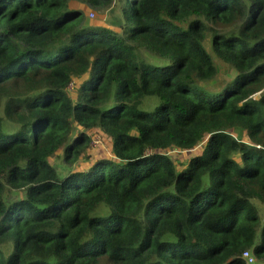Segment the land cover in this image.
I'll use <instances>...</instances> for the list:
<instances>
[{"label":"trees","instance_id":"trees-1","mask_svg":"<svg viewBox=\"0 0 264 264\" xmlns=\"http://www.w3.org/2000/svg\"><path fill=\"white\" fill-rule=\"evenodd\" d=\"M114 2L120 31L88 22ZM95 134L111 154L59 173ZM246 250L264 264V0H0V264Z\"/></svg>","mask_w":264,"mask_h":264},{"label":"rangeland","instance_id":"rangeland-1","mask_svg":"<svg viewBox=\"0 0 264 264\" xmlns=\"http://www.w3.org/2000/svg\"><path fill=\"white\" fill-rule=\"evenodd\" d=\"M118 3L114 2L113 8L109 10L107 13L106 11H95V10H86L85 14L88 18V22L93 24H101L103 23L107 27H111L112 29H116V31H120L119 25H117V21H119V15H120V8H118ZM91 11H94L98 17L92 18L89 14ZM103 20V22H102ZM101 22V23H99ZM107 22H110L111 24H108ZM149 54L145 53V57L147 58ZM220 70L222 71L220 73V76L218 80L212 84L213 86H222L225 84L228 78H230L232 69L231 66L228 64L220 63ZM76 80H78L76 78ZM76 80L74 82H76ZM74 85L70 88V91H72V88ZM204 143H201L198 147L190 150L186 149H174L171 150V156L174 159L177 168L187 163V160L190 158L191 155H196L198 153H201L202 147ZM99 154H111L110 151V144L107 139L102 138V136L95 134L93 141L91 142V146L87 152L88 157H84L78 161H76L74 164H70L69 161H66L63 157V152H58V154L53 155L52 163L57 167L59 173L66 175L68 172L71 171L72 168L75 166H86L91 162L92 158ZM93 156V157H92ZM92 157V158H91ZM91 158V159H90ZM263 206L259 207L262 208ZM249 264H263L257 262L255 259L253 262Z\"/></svg>","mask_w":264,"mask_h":264},{"label":"built area","instance_id":"built-area-1","mask_svg":"<svg viewBox=\"0 0 264 264\" xmlns=\"http://www.w3.org/2000/svg\"><path fill=\"white\" fill-rule=\"evenodd\" d=\"M89 14L91 15L92 18L98 17L94 11H91ZM108 24H110V23L108 22ZM243 256L248 261V263H251L254 261V257L247 250L243 252Z\"/></svg>","mask_w":264,"mask_h":264},{"label":"clouds","instance_id":"clouds-1","mask_svg":"<svg viewBox=\"0 0 264 264\" xmlns=\"http://www.w3.org/2000/svg\"><path fill=\"white\" fill-rule=\"evenodd\" d=\"M86 15V14H85ZM108 23V22H107ZM102 25H104L103 23H101ZM111 24V23H110ZM106 26V25H105ZM110 27V26H109ZM111 28V27H110Z\"/></svg>","mask_w":264,"mask_h":264},{"label":"crops","instance_id":"crops-1","mask_svg":"<svg viewBox=\"0 0 264 264\" xmlns=\"http://www.w3.org/2000/svg\"><path fill=\"white\" fill-rule=\"evenodd\" d=\"M102 22H103V20H102ZM99 23H101V22H99Z\"/></svg>","mask_w":264,"mask_h":264}]
</instances>
